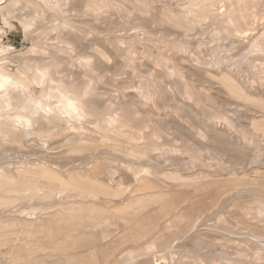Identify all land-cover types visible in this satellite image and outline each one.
I'll use <instances>...</instances> for the list:
<instances>
[{
  "label": "rangeland",
  "instance_id": "rangeland-1",
  "mask_svg": "<svg viewBox=\"0 0 264 264\" xmlns=\"http://www.w3.org/2000/svg\"><path fill=\"white\" fill-rule=\"evenodd\" d=\"M31 64L46 69L44 84ZM51 84L82 97L71 94L68 106ZM29 97L55 111L54 121L34 123L52 126L45 137L20 135ZM0 102L8 103L0 107V204L8 205L0 264L27 244L10 239L21 232L6 221L80 199H21L8 193L11 180H34L44 195L66 186L69 173L91 171L121 192L96 198L117 218L69 251L82 254L80 264H139L140 247L170 239L167 260L153 255L151 264H264V0H0ZM212 181L228 187L226 197L192 208L206 203L200 195ZM141 195L150 207L167 202L168 228L160 239L137 229L135 242L122 243L114 209ZM43 254L29 261L51 264Z\"/></svg>",
  "mask_w": 264,
  "mask_h": 264
},
{
  "label": "bare ground",
  "instance_id": "bare-ground-1",
  "mask_svg": "<svg viewBox=\"0 0 264 264\" xmlns=\"http://www.w3.org/2000/svg\"><path fill=\"white\" fill-rule=\"evenodd\" d=\"M30 67L34 73L35 81L44 84L46 80V69L37 64H31ZM45 88L53 97L57 98L58 101H62L65 104H68L69 100L72 99L70 98L71 94H73L75 96V99L78 100H80V98L82 97L79 93L74 92V90H70L68 87H65L62 84H51L45 86ZM7 105V102H0V107L4 111L7 110ZM69 105L73 107L74 104L70 102L68 106ZM22 107V112H20L22 115L18 118V122L22 125V130L20 131L22 134L20 133V135H24L25 137H30L33 135L45 137L48 134V131L46 130L50 129L52 126L49 125L47 127L45 126L44 128L35 127L34 123L54 121L56 118V115L54 113L55 111L52 110L50 105L43 98L41 100H34L29 97L24 102V105H22ZM261 124H263V122ZM4 176L5 175L2 174L0 175V178ZM40 176L43 178H55L59 181L61 180V177L58 174L47 170L45 171L44 169H42V173L40 174ZM211 183L214 185V187H210L212 185L210 184V182H206L205 184H203V189L205 191L202 195H200L202 196L204 202L206 201V203L202 206H199L197 205V203L193 202L191 206L192 208L196 210H202L204 206H212L214 205L213 203L226 197V193L228 190L227 186H223L222 188L217 189L215 187V182L212 181ZM10 184L11 185L8 193L19 194L21 199L33 200L38 198H52L57 194L64 195V198L79 197L80 199L77 201H60L61 203H64L66 205V208H57V210L54 212H45L44 207L33 208L34 210H37V212L31 213V216L24 220L22 223L6 221L5 225L7 226L9 231L16 232L18 228L17 231L20 230L21 232L20 234H17L16 232V234L12 235L10 239L12 241L16 240L18 243L21 242L22 245L24 243H27L23 245L24 247L22 249H19V247L14 249L13 254L8 259V264H41L36 261H29V258L34 254L41 252L44 254L42 256H39L43 257V260H49V262L52 261L51 264H80L79 258L82 257V254H78L75 252L71 253L69 251L78 249V245L81 243V241H87V239L88 241H92L91 233L92 229L95 226H99L103 223H113V221L117 218V216H115V214L113 213V210L106 209L102 205L96 204V198L100 195H119L121 191H112L110 188L99 184L97 180H95L94 171H91L90 175H88V173L87 175H84L81 173L75 172L74 174L71 172L69 173V180L67 181L66 186L60 187V189L58 188L59 191L50 190L48 192H45L43 193L44 195H41V193L37 192L38 183L34 180H25L18 178L15 180H11ZM1 186L2 183L0 182V187ZM29 192H36V194L33 193L34 195H31L30 193V195H28L27 193ZM144 199V195H141L140 197H137L135 199L130 198L124 208L119 207L117 209H114L115 211L120 212V218L122 219V222L125 223L124 231L118 238L120 242H135V238L131 236V232L133 233L137 229L143 230L144 228L148 227L154 230V233L157 234L155 236H157L159 239L162 237V229H165L168 226L167 221L164 220V208L167 207V202L156 201L154 203V206L150 207L148 204H145ZM6 206L8 205L0 204V208H4ZM35 224L41 227L40 231H31L32 226H35ZM146 235H148L147 232ZM81 236L87 238L83 239L81 238ZM174 242V240L172 241V239H170L159 246L149 244L147 246L144 245L140 247L138 250L140 251V254L142 256H145V258L140 261L139 264H151V257L153 255H158L162 261H166L167 250H169L170 248H174ZM65 249L66 255L63 257V255L65 254ZM126 257L128 258V256ZM82 264H92V262H90V260H86ZM181 264L194 263H185V261H183V263L181 262Z\"/></svg>",
  "mask_w": 264,
  "mask_h": 264
}]
</instances>
